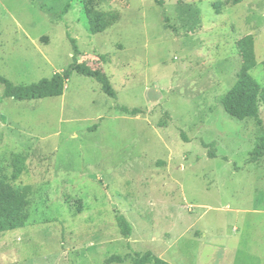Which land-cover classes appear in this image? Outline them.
<instances>
[{
	"label": "rangeland",
	"instance_id": "obj_1",
	"mask_svg": "<svg viewBox=\"0 0 264 264\" xmlns=\"http://www.w3.org/2000/svg\"><path fill=\"white\" fill-rule=\"evenodd\" d=\"M161 1L0 0L2 75L27 85L76 58L116 92L78 72L62 96L0 86L5 189L33 187L0 264H264V130L222 104L246 34L264 85V0ZM86 10L117 17L91 34Z\"/></svg>",
	"mask_w": 264,
	"mask_h": 264
},
{
	"label": "trees",
	"instance_id": "obj_2",
	"mask_svg": "<svg viewBox=\"0 0 264 264\" xmlns=\"http://www.w3.org/2000/svg\"><path fill=\"white\" fill-rule=\"evenodd\" d=\"M159 4L161 0H156ZM236 0L234 4L239 3ZM86 28L91 34L103 32L115 15L111 11L104 10H86ZM75 42V40H73ZM76 52L78 47L74 44ZM237 50L242 59L241 69L237 73V79L229 91L223 96L222 104L225 110L233 117L244 120L253 118L260 121V107L264 103V85L253 77L250 71L257 65V56L255 52V37L253 34H246L236 41ZM75 57V56H74ZM73 72H78L85 76L96 78L102 85V90L109 96L115 98L116 92L111 80L104 71L99 68H92L87 64L74 62L65 70L55 72L49 78H42L38 82L31 84H15L9 78L0 73V86L3 87L4 97H12L17 100L42 99L47 97L62 96L64 94L66 82L70 79ZM124 110L130 114H139L143 110L140 108ZM264 150V137L262 144L255 149L253 154L260 156ZM214 155V154H213ZM17 163H23V156ZM20 173V168H17ZM6 178L0 172V233L12 231L25 227L31 216V199L33 192L32 185H25L16 192L9 193L5 189ZM120 223L125 234H130L131 223L125 216H120ZM119 259V258H116Z\"/></svg>",
	"mask_w": 264,
	"mask_h": 264
},
{
	"label": "crops",
	"instance_id": "obj_3",
	"mask_svg": "<svg viewBox=\"0 0 264 264\" xmlns=\"http://www.w3.org/2000/svg\"><path fill=\"white\" fill-rule=\"evenodd\" d=\"M261 106H262V105H261ZM259 118H260V121H259V120H256V119H254V120H255L256 123L260 126V128L264 130V122H263V120H262V118H261V107H260Z\"/></svg>",
	"mask_w": 264,
	"mask_h": 264
}]
</instances>
